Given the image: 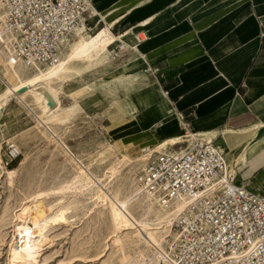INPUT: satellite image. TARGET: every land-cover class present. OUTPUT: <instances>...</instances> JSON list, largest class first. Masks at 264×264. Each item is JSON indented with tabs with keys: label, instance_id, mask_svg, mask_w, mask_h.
Listing matches in <instances>:
<instances>
[{
	"label": "crops",
	"instance_id": "1",
	"mask_svg": "<svg viewBox=\"0 0 264 264\" xmlns=\"http://www.w3.org/2000/svg\"><path fill=\"white\" fill-rule=\"evenodd\" d=\"M92 4L98 14L89 34L108 30L116 38L115 60L102 73L119 69L135 87L119 99L113 124L129 120L121 132L166 152L178 145L161 144L204 134L221 145L245 187L263 195L256 185L264 188V0ZM124 43L130 47L116 58Z\"/></svg>",
	"mask_w": 264,
	"mask_h": 264
},
{
	"label": "rangeland",
	"instance_id": "2",
	"mask_svg": "<svg viewBox=\"0 0 264 264\" xmlns=\"http://www.w3.org/2000/svg\"><path fill=\"white\" fill-rule=\"evenodd\" d=\"M109 50L108 58L75 65L66 86L55 84L60 113L47 117L39 98L26 88L0 111V264H137L146 256L144 241L136 233L118 234L110 205L99 199L105 194L126 200L135 194L141 161L131 162L148 147L142 138L121 132L129 120L113 124L119 118L113 115L122 111L119 99L135 87L129 88L119 69L102 73L115 60ZM8 55L0 51V96L18 82L6 66ZM10 143L21 152L12 162ZM87 178L95 186L77 189ZM256 190L264 188L256 185ZM35 198L47 214L63 210L65 217L47 225L32 259L14 260L15 216ZM141 210L140 201H133L132 212Z\"/></svg>",
	"mask_w": 264,
	"mask_h": 264
},
{
	"label": "built area",
	"instance_id": "3",
	"mask_svg": "<svg viewBox=\"0 0 264 264\" xmlns=\"http://www.w3.org/2000/svg\"><path fill=\"white\" fill-rule=\"evenodd\" d=\"M93 10L92 0H0L1 47L13 61L54 66L78 31L91 32ZM181 139L174 152L144 149L136 173L162 208L182 206L158 264H264V194L237 181L215 143ZM7 152L10 162L21 154L14 143Z\"/></svg>",
	"mask_w": 264,
	"mask_h": 264
},
{
	"label": "bare ground",
	"instance_id": "4",
	"mask_svg": "<svg viewBox=\"0 0 264 264\" xmlns=\"http://www.w3.org/2000/svg\"><path fill=\"white\" fill-rule=\"evenodd\" d=\"M93 11L97 17L98 13L96 9L94 8ZM115 42L116 38L108 30H102L93 37L89 35V33L82 34L81 31H78L75 38L63 49L59 62L54 66L36 65L31 67L23 61H13L8 55V57H6V66L18 82L14 86H8L7 91L0 96V111L4 109L11 98H18L17 93H20L22 89L26 88L28 92L35 94L39 98L43 107V114L47 117H52L60 113L63 109L59 105L57 99L59 90L55 87V84L58 82H63V86L69 84L72 78L71 75L74 73L73 68L79 63L91 64L103 58H108L109 48ZM129 47L127 43H124L122 45V51L127 50ZM0 51L9 54L1 47V43ZM113 52L116 53L115 51ZM190 134L193 136V134L198 133ZM190 134L186 135L190 137V142H192V136H190ZM201 136H204L206 141L215 143L223 155L222 147L218 145L215 140H208L204 134H201ZM180 142L181 140L174 139L161 144L160 147L164 145L176 146L179 145ZM151 148L153 149L152 152H166L157 151L158 149L154 150V147ZM144 149H148V147ZM142 152L141 158L131 163L141 161L142 165L144 160ZM13 173L14 172L9 171L8 176L11 177ZM230 173L235 175L237 181L245 186L237 174L232 173L231 170ZM93 184H95L93 180L87 178L79 184V188L77 189L83 186H90L93 188L95 186ZM135 184L138 190H136L135 194L129 199H118L115 196L111 197L105 194L103 196L99 195V199L102 200L105 205H110L112 219L118 234L122 235L124 232H129L130 234L136 233L141 240L144 241L145 244L143 247L145 248L144 252L146 256H141L142 260L137 264H158L157 252L159 249L164 250L165 246L168 244L169 237L173 234L172 227L174 219L177 212L182 209V206H178L176 211L166 210L162 208L157 198L146 195L140 190L136 177ZM100 192L102 191L100 190ZM136 200L140 201L142 207V210L139 211L137 215L133 213L134 211L132 212V204L133 201ZM15 217V225L13 224L14 234L17 235L18 238H15L11 244V254L14 260H30L34 257L35 251L39 248V243L43 238V232L47 225L59 219H63L65 216L63 210H59L57 213L47 214L41 202L35 198L31 207L22 208ZM30 222L33 227L30 226ZM134 242L135 241H133V243ZM148 252L150 255H148Z\"/></svg>",
	"mask_w": 264,
	"mask_h": 264
}]
</instances>
